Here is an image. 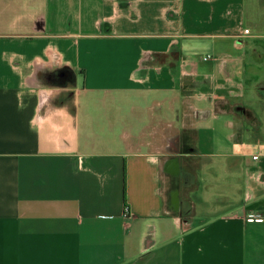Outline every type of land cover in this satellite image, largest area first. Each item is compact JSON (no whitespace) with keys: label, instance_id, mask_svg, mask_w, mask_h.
Returning a JSON list of instances; mask_svg holds the SVG:
<instances>
[{"label":"crops","instance_id":"1","mask_svg":"<svg viewBox=\"0 0 264 264\" xmlns=\"http://www.w3.org/2000/svg\"><path fill=\"white\" fill-rule=\"evenodd\" d=\"M252 37L264 0H0V264H264Z\"/></svg>","mask_w":264,"mask_h":264},{"label":"rangeland","instance_id":"2","mask_svg":"<svg viewBox=\"0 0 264 264\" xmlns=\"http://www.w3.org/2000/svg\"><path fill=\"white\" fill-rule=\"evenodd\" d=\"M245 106L246 115L237 135L261 141L264 136V38L261 37H252L247 48Z\"/></svg>","mask_w":264,"mask_h":264},{"label":"built area","instance_id":"3","mask_svg":"<svg viewBox=\"0 0 264 264\" xmlns=\"http://www.w3.org/2000/svg\"><path fill=\"white\" fill-rule=\"evenodd\" d=\"M245 34L248 35L249 34V30H245ZM211 57H206L205 60H209ZM261 157L260 154L253 156V160L257 161L259 160ZM125 217H129V209L128 207L125 208ZM247 223H259V224H263L264 223V216L262 214H250L247 215L245 218Z\"/></svg>","mask_w":264,"mask_h":264}]
</instances>
